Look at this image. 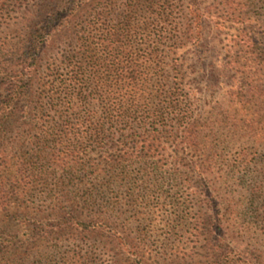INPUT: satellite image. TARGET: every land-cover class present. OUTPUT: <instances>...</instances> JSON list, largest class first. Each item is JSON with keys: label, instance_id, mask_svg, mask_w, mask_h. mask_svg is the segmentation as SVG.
Listing matches in <instances>:
<instances>
[{"label": "trees", "instance_id": "trees-1", "mask_svg": "<svg viewBox=\"0 0 264 264\" xmlns=\"http://www.w3.org/2000/svg\"><path fill=\"white\" fill-rule=\"evenodd\" d=\"M217 1L231 8L238 0ZM117 6L116 0H57L46 12L40 41L31 42L33 57L26 60L20 56L22 48L0 43V212L5 213L8 227L18 217L14 204L31 197L39 184L46 182L48 190L49 181L61 173L54 189L46 191L54 207L51 215L68 216L90 234L102 233L106 223L88 225L79 219L82 212L67 211L62 204L79 205L82 200L93 214V207L108 199L112 187H125L130 181L129 163L137 159L148 165L161 158L165 140H179L199 150L206 125L190 116L193 99L182 60L170 58L189 46L200 53L202 20L215 14L198 0L191 1L183 9L191 24L182 34L173 19L174 8L166 0H130L124 15L116 13ZM216 17L223 21L222 16ZM57 37L66 39L67 48L46 64V82L36 94L39 57ZM185 38L187 44L179 43ZM251 78L248 86L239 88L246 91L247 87V93L260 101L263 87ZM227 95L237 98L233 92ZM234 103L230 101L221 116L264 145V124L245 121L248 115L234 111ZM252 114L264 118V110ZM22 128L26 130L19 133ZM20 134L28 136L35 148L26 151L18 141ZM204 165L202 161L196 166L202 175ZM256 182L254 198L263 192ZM71 186L76 194L69 190ZM99 214L98 219L105 221L106 213ZM35 240L0 232V264H26Z\"/></svg>", "mask_w": 264, "mask_h": 264}, {"label": "rangeland", "instance_id": "rangeland-1", "mask_svg": "<svg viewBox=\"0 0 264 264\" xmlns=\"http://www.w3.org/2000/svg\"><path fill=\"white\" fill-rule=\"evenodd\" d=\"M56 1L2 0L0 43L22 48V59L33 57L31 42L40 41L46 12ZM166 1L173 6V19L183 34L191 24L183 9L193 0ZM198 1L215 14L202 20L200 53L188 45L170 60H182L193 99L190 116L206 125L199 150L179 140H165L161 158L148 165L137 159L129 163L130 181L125 187H112L108 199L93 207V214L82 200L79 205L62 204L67 211L82 212L79 219L87 224L106 223L108 228L98 234L83 231L68 216L51 215L54 207L46 191L54 189L61 173L49 181L48 190L46 182L37 185L31 197L14 204L18 217L10 227L0 212V232L5 236L37 238L26 264H264V145L221 116L234 101V111L248 115L245 121L264 124V118L252 114L264 110V98L257 101L247 87L239 88L248 86L253 77L264 90V0H238L231 8L220 1ZM116 3L120 15L130 8V0ZM186 38L179 43L187 44ZM57 39L39 57L36 94L46 82V64L67 48L65 38ZM230 61L237 64L231 67ZM230 92L237 98L230 99ZM18 141L26 151L35 148L28 136L20 134ZM202 161L203 175L196 167ZM255 182V187L263 188L257 198L252 197ZM69 190L76 194L75 187ZM99 211L106 213L105 221L98 219Z\"/></svg>", "mask_w": 264, "mask_h": 264}]
</instances>
